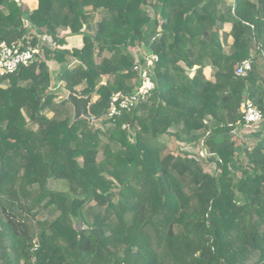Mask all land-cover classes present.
<instances>
[{
	"label": "trees",
	"instance_id": "trees-1",
	"mask_svg": "<svg viewBox=\"0 0 264 264\" xmlns=\"http://www.w3.org/2000/svg\"><path fill=\"white\" fill-rule=\"evenodd\" d=\"M24 1L0 0V43L40 51L0 75V264H264V131L233 136L246 100L264 120V0ZM135 48L158 58L155 89L105 118L111 96L139 83ZM51 60L61 91L95 93L100 121L70 124ZM60 180L67 191L51 189Z\"/></svg>",
	"mask_w": 264,
	"mask_h": 264
},
{
	"label": "built area",
	"instance_id": "built-area-1",
	"mask_svg": "<svg viewBox=\"0 0 264 264\" xmlns=\"http://www.w3.org/2000/svg\"><path fill=\"white\" fill-rule=\"evenodd\" d=\"M39 48L30 45L22 46L21 42L14 44L0 43V75H10L16 73L20 68L29 65L39 58ZM144 64L135 65L134 70L139 74V83L131 93H115L111 96L107 118L121 115L123 111L135 108L141 101L154 91L155 84L150 74V68L157 62L155 54L147 52L143 54ZM251 68L250 61L246 60L239 64L236 69L237 75L244 76ZM243 127L253 129L263 121L262 114L249 100L245 101L243 108Z\"/></svg>",
	"mask_w": 264,
	"mask_h": 264
},
{
	"label": "rangeland",
	"instance_id": "rangeland-1",
	"mask_svg": "<svg viewBox=\"0 0 264 264\" xmlns=\"http://www.w3.org/2000/svg\"><path fill=\"white\" fill-rule=\"evenodd\" d=\"M228 29V28H227ZM135 55H138L141 53L142 55L145 52V49L142 48H135L134 50ZM147 53V52H145ZM55 87V85L52 86V88ZM57 87V86H56ZM57 89V88H56ZM57 95L61 96V98H65L67 95L66 91H61V87L58 88L56 91ZM107 118V117H105ZM264 131V120L261 121L259 124H257L253 129H247V128H242L238 127L236 131L234 132L233 136L236 137L238 144L246 142L249 144H252L253 142L256 141L257 137ZM164 140L167 141L169 148L173 150L174 153L176 154H182L185 152H189V148H185L182 145L178 144L174 139H171L169 137H163ZM202 147L196 146L193 148V153L192 155L195 157H204L202 152ZM202 155V156H201ZM200 159V158H197ZM203 168L205 171L209 173H214L215 172V164L206 162L203 164ZM50 187L53 190L56 191H67V183L65 181H51L50 182ZM49 218V217H48Z\"/></svg>",
	"mask_w": 264,
	"mask_h": 264
},
{
	"label": "crops",
	"instance_id": "crops-1",
	"mask_svg": "<svg viewBox=\"0 0 264 264\" xmlns=\"http://www.w3.org/2000/svg\"><path fill=\"white\" fill-rule=\"evenodd\" d=\"M23 4L25 5L26 9H28L29 11L37 7L36 0H27L24 1ZM35 34L38 35L41 44H47L49 47H54L55 45H57L59 49L71 50V49H79L82 46V38L80 36H71L68 34L67 31H60L57 36H45L39 31H35ZM58 40H63V44H61V46H58ZM47 65L50 69L52 86L55 85V87H53L52 89L54 90L58 87H61L62 86L61 83L56 80L57 75L60 71L59 65L52 60L48 61ZM210 72H211L210 68H206L204 70V75L207 79H211ZM62 91L64 90L62 89ZM95 99L96 97L94 98V100Z\"/></svg>",
	"mask_w": 264,
	"mask_h": 264
},
{
	"label": "water",
	"instance_id": "water-1",
	"mask_svg": "<svg viewBox=\"0 0 264 264\" xmlns=\"http://www.w3.org/2000/svg\"><path fill=\"white\" fill-rule=\"evenodd\" d=\"M95 97V93L87 96H77L72 93H67L65 100L70 104L73 110L70 124H73L79 119H85L91 125L100 121L98 118H95L90 114L89 108L94 102Z\"/></svg>",
	"mask_w": 264,
	"mask_h": 264
}]
</instances>
